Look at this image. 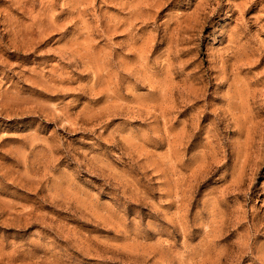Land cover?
<instances>
[{"label":"rangeland","instance_id":"obj_1","mask_svg":"<svg viewBox=\"0 0 264 264\" xmlns=\"http://www.w3.org/2000/svg\"><path fill=\"white\" fill-rule=\"evenodd\" d=\"M0 264H264V0H0Z\"/></svg>","mask_w":264,"mask_h":264}]
</instances>
